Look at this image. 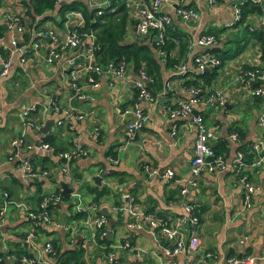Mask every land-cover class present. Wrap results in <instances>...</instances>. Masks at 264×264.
Returning <instances> with one entry per match:
<instances>
[{"label": "crops", "instance_id": "crops-1", "mask_svg": "<svg viewBox=\"0 0 264 264\" xmlns=\"http://www.w3.org/2000/svg\"><path fill=\"white\" fill-rule=\"evenodd\" d=\"M95 3V0H85ZM144 2L148 0H142ZM256 0H169L162 6V10L171 17L177 32L184 35L190 42L189 56L204 51L206 47L195 44L194 40L200 34L216 32L223 42L224 50L236 45H244L243 51L235 58L228 60L220 67L211 82L210 90L224 95L225 107L216 108L207 103L195 105L192 115L200 114L207 127L214 134L212 144H226L222 150L229 163L235 157L237 144L229 138L231 129L238 128L243 136L240 143H249L257 150L255 160L261 158L259 166H248V179L260 186L255 192L248 207L243 204V185L231 171L208 172L204 170L196 179V186L190 187L187 203L200 209L199 223L195 234L200 239V246L193 253V264H224L230 256H252L251 264H264V124L260 122L264 114V102L253 97V84L248 87L237 73L241 64L260 65L264 68L259 43L251 38L244 28L255 31L257 27L264 26V0L261 6L263 14L245 11L243 6ZM195 9L199 17L193 23H184L176 14L178 6ZM0 25L2 36L0 45H8L10 41L22 42L24 37L14 27L7 25V15L22 13L25 18L26 9L22 0H1ZM245 12L243 20L234 23L236 10ZM5 12V13H4ZM130 22L127 38L136 37L137 11L130 5ZM8 13V14H6ZM28 20V18H27ZM72 23L78 22L71 17ZM46 26L54 29L61 38L66 35L65 24L45 21ZM5 26V28H4ZM44 50L34 51L30 54L26 71L19 67L17 57L12 59V68L9 76L0 80V207L7 196V206L0 222V255L6 260L10 252L28 251L35 261L22 264H41L43 259L42 247L52 238L60 239L62 248H69L66 242H72V247L78 245L85 249L83 258L86 264H182L184 255L169 257L162 251V243L158 236H153L147 230L136 231L120 240L119 246H113L115 258L107 260L102 248L96 242L98 228L94 221L99 217H108L106 222L111 235L120 237L128 217L118 216L113 212V206L119 197L133 196L141 209L145 212L161 214L165 220L175 224V219L182 213L183 197L180 190L185 181L191 178L190 160L193 155V141L196 129L189 117H170L171 108L175 106L178 98L188 100L185 86L186 77L179 69L173 71L167 68L163 71V80L170 81L172 91L168 97L163 96L155 105L141 103L143 110L148 113L149 121L139 129L134 136L126 131L131 119L130 113L125 110L130 107L134 99V89L131 81L135 77L128 72L124 77H115L106 74L99 78V84L91 87L82 83L86 99L70 100L72 94L69 69L62 61L48 63L44 59ZM6 57V56H5ZM0 53V62L5 58ZM172 58L178 57V49L172 50ZM186 57V56H185ZM183 57L179 62H183ZM185 64H180L179 68ZM186 66V65H185ZM177 72L178 74H176ZM191 78V76H188ZM187 77V78H188ZM49 95H55L63 111L72 106L84 114L82 120H65L62 126H57L56 116L47 109ZM29 107H37L38 120H42L39 128L47 119H54L50 131L55 139L53 146L67 148L71 143H79L87 150V155L77 157L76 161L68 165L52 168L51 178L43 182L42 191H52L60 187L61 183L67 185L71 191L70 200L73 199L75 207H62L58 211L59 219L64 213L67 216L74 214L76 206L81 205L88 211L81 222L83 228L78 231L73 223L67 222L65 227L74 228L73 232L62 226L51 227L41 231L35 228L26 218L27 208L34 207V197L38 193V185L21 178L17 161L12 159L11 141L22 138L24 144L18 147L21 159L30 158L39 178L42 167L53 165V156L36 150V143L40 142L43 134L24 124L22 112ZM195 112V113H194ZM176 127V134L172 129ZM251 146V147H250ZM109 152H112L109 154ZM254 154V153H253ZM48 156L50 160H44ZM117 162L111 161V159ZM54 159V158H53ZM147 164L161 172L171 169L174 173L170 179L160 175H151L142 168ZM64 168L62 171L61 169ZM112 171L120 175L113 176ZM99 176L96 183L93 177ZM122 179V181H119ZM102 184L107 186L111 193L105 198L101 206L95 210L89 209L91 196L84 192L83 185ZM82 186V188H81ZM68 193V192H67ZM117 195L116 199L114 195ZM106 208L107 215L100 213ZM196 213H199L198 211ZM122 221L119 224V221ZM59 224V221H58ZM123 226V227H122ZM177 229L188 239L191 231L189 226L176 225ZM87 232L84 233V230ZM127 229V228H126ZM33 237L24 241L29 233ZM167 240V246L170 245ZM240 241H244L240 243ZM113 245V244H112ZM111 245V246H112ZM70 246V244H69ZM134 253V254H133ZM210 256L206 257L205 254ZM136 254L139 256L135 257ZM123 258L124 261L116 259Z\"/></svg>", "mask_w": 264, "mask_h": 264}, {"label": "built area", "instance_id": "built-area-1", "mask_svg": "<svg viewBox=\"0 0 264 264\" xmlns=\"http://www.w3.org/2000/svg\"><path fill=\"white\" fill-rule=\"evenodd\" d=\"M67 0H56V3H61ZM95 3H90V6L98 7L97 14L100 15L103 13V7L111 5L108 0H95ZM169 0H148L146 2L142 0H127L128 5L133 4L136 8L138 18L136 19V35L137 37H145L149 34L150 31H156V41L162 40L164 33L172 24V19L167 15L163 10L162 6L168 3ZM257 4H260L262 0H256ZM0 11L3 12L0 0ZM5 13V12H4ZM8 14V13H6ZM176 14L178 17L186 24L195 22L199 14L198 12L191 8L185 6H178L176 8ZM7 25L10 28H13L20 34L28 33L31 36H40L41 39L32 41V42H20L17 40H12L8 45L3 47L7 50L6 57L0 62V80L6 79L12 68V59L17 57L19 67L26 71L27 63L29 56L34 51L44 50V59L48 63H53L55 61H62L69 69L70 82L72 94L70 100H82L86 99L87 95L83 91L82 83H86L91 87H96L99 84L98 79L104 78L105 75L111 74L115 77H124L127 71V66L124 61H121L118 65L108 62L106 65H101L98 63V57L95 54V35L91 32H80L78 28L83 23V15L80 11H70L67 12L65 17L66 19L62 24H65L66 35L63 38L52 28L44 25L45 22L37 27H34L36 21H27L26 17L22 16V13H17L15 15H7ZM22 17V18H21ZM71 17L76 18L78 22L70 21ZM23 19L25 23L32 24L33 28L30 31H26L24 25L19 24V20ZM36 18L35 20H37ZM241 11L240 9L236 10V16L234 23L240 21ZM195 44L202 47H209L217 43L215 35L212 34H200L195 40ZM197 70H205L210 67H214L219 63V60L210 54H201L195 57L194 60ZM181 73L186 71V66L182 65L178 68ZM178 71V70H177ZM135 75L134 78L129 79L131 81L132 88L137 90V97L135 102H132L129 108L125 110V113H130L131 119L126 126V131L130 136H134L136 132L143 128L149 121V115L146 113L141 103H147L148 105H155L159 102L160 99H163V96L166 93L172 91V85L170 81L166 80L163 89L160 92L154 93L150 89V83L152 79L146 73L144 67L140 69ZM248 78H242L246 85L250 87L252 84L258 83V86H255L252 90V95L260 98L264 102V85L260 84L264 82V74L255 71V73L248 72L244 75ZM239 77H242L239 75ZM214 92V91H213ZM197 91L194 88L189 90L188 100L178 98L175 101V106L171 108L170 117H189L191 119V124L196 129V135L193 141V155L190 160V171L191 178L185 181V185L181 188L180 193L183 197V210L182 213L175 219V224H172L170 221H166L164 224H161L155 217L153 213H147L143 211L140 205L136 202L135 198L130 195L123 196L124 202L119 205L113 206V212L118 216L128 217L125 226L129 231H140L147 230L153 236H164L166 237L170 245H161L162 251L165 255L169 257H175L179 254L184 255V260L182 264H193V253L196 252L200 246V239L196 236L195 230L199 223V219L196 216L195 212L198 211V208L192 204L187 203V195L190 187L196 186L197 177L204 171L208 172H224L231 171L235 176L240 172L241 168L244 167V158L241 152H236L234 159L231 163L227 161V158L224 154L216 153L212 145V139L214 134L209 127L205 124L203 117L200 114L192 115L193 107L195 105H201L207 103L213 107L220 108L226 105L224 95L220 92H214L207 99H198L196 95ZM47 109L53 111L56 119V125L61 126L63 121L59 118L58 113L62 117L68 119L82 120L84 114L76 111L74 107L70 106L63 111L58 101H55L52 95L48 96L47 100ZM37 109V107H29L22 112L23 122L29 127H33V123L29 120V114ZM260 122L264 124V114L262 115ZM176 127L172 129L171 134H176ZM229 138L236 142L238 137L237 134L231 133ZM23 139L17 138L11 141L12 151L14 147L23 145ZM74 148L71 151H77V157L87 155V150L84 147H81L79 143L74 144ZM36 150L44 153H50L51 148L47 143L36 145ZM11 151V154H12ZM64 157L69 159L70 155L68 153L63 154ZM20 159L21 163L18 165L20 168L21 178L26 180H31L34 176L32 171V166L30 163L21 159L16 151L15 154H12V159ZM14 159V160H15ZM113 162H117L115 159H111ZM261 158L256 160L251 164V166H259ZM142 168L145 172L151 175H160L163 178L170 179L173 177L174 173L171 169H167L164 172L159 171L156 168H152L147 164H143ZM62 171L64 168L61 169ZM44 172L43 176H45ZM239 181L243 185V204L248 207L252 200V197L255 192L260 190V186L252 183L246 175L239 177ZM52 192H49V196H52ZM57 198V197H53ZM52 198V199H53ZM7 206L5 201L0 210V222L3 219V215ZM45 202L41 204V208H44ZM97 206L89 205V209L95 210ZM77 211H81V205L76 206ZM27 220H31L36 226L37 223L46 225L47 227H58V222L53 220L52 216L48 213V210H41L39 212H33L26 209L25 212ZM105 217H99L94 221V225L99 228L106 223ZM188 225L191 234L188 239L185 238L184 234L181 233L176 225ZM161 226L160 230L156 231L155 228ZM67 230L73 232L74 228L67 227ZM33 237L32 232L27 235L24 241H29ZM244 241H240L243 243ZM41 253L43 254V259H41V264H58L53 256L52 245L50 239L46 241L42 247ZM138 257L139 254H136L135 257ZM206 257H209L210 254L206 253ZM114 260L112 257L109 258V261ZM254 258L252 256H243L236 257L230 256L226 259L224 264H251ZM14 256L9 254L6 256V260L0 257V264H13ZM22 261L26 263H32L34 259L22 258ZM175 264V263H169Z\"/></svg>", "mask_w": 264, "mask_h": 264}, {"label": "trees", "instance_id": "trees-1", "mask_svg": "<svg viewBox=\"0 0 264 264\" xmlns=\"http://www.w3.org/2000/svg\"><path fill=\"white\" fill-rule=\"evenodd\" d=\"M111 5H108L106 7H103L102 11L103 13L98 15V7L90 6L89 3H87L85 0H67L63 1L61 3H56V0H22L23 5L26 9V13L24 15L26 16L27 21H36V24L34 27H37L38 25L43 24L45 21H52L54 23H60L62 24L63 21L66 19L65 15L67 12L78 10L83 15V23L78 28L80 32H91L95 35V54L98 57V63L101 65H106L108 62H112L116 65H118L121 61H124L127 66L128 72H134L135 74L144 67L146 73L150 76L152 79V82L150 83V89L154 92H160L163 89V85L165 81L163 80V71L167 68H171L173 71H177L180 64L186 65V71L182 74L186 79L183 82V85L185 86L186 93L189 95V90L191 88H194L197 93L196 97L200 100L207 99L211 94L214 92L210 90L211 82L216 76L217 70L224 65L228 60H231L235 58L237 55H239L243 49L244 45H239L238 42L236 45L228 47L226 50H224L223 42L221 39L218 38V34L216 32L209 33L206 32L205 34H212L215 35L217 39V43L206 47L204 51L197 52L196 55L189 56V44H191V41L189 42L183 34L175 31L176 26L174 22L172 21V24L167 27L166 32L164 33V36L162 40H159V42L156 41V31H150L148 35L145 37H134L133 39L127 38L128 33V25L130 22V12L129 8L130 6L127 3V0H108ZM255 5L254 2H248L246 3L243 8H245V11L249 12H255V9H253V6ZM245 12L241 11V19L238 21L239 23L243 20ZM22 18V17H21ZM19 20V24L24 25L26 27V31H30L33 28L32 24H27L23 19ZM38 18L37 20H35ZM236 22V23H238ZM244 28H246L247 33L251 38H255L256 41L259 43V50L261 58L264 60V26H259L255 31H250L249 26L246 25ZM2 26L0 25V38L2 36ZM23 43L24 42H32L38 39H41L40 36H31V34H25L23 35ZM198 37V36H197ZM196 37V38H197ZM178 49V57L172 58L171 52L172 50ZM0 53L5 57L7 54V50L0 45ZM201 54H210L215 56L219 63L215 65L214 67L207 68L205 70H197L196 64L194 62L195 57ZM186 56V57H185ZM185 57L186 59L182 62H179L181 58ZM255 71H258L259 73L264 74V68L260 65H245L241 64L238 74L242 76L241 78H248L244 75L248 72L255 73ZM178 74L177 72H175ZM188 76H191L189 78ZM188 77V78H187ZM260 84L264 85V82H261ZM169 93H166L164 96L167 98ZM53 99L55 101H58L55 95H52ZM137 97V90H134V99L132 102H135ZM255 97V96H253ZM258 98V97H255ZM260 99V98H258ZM261 100V99H260ZM225 107V106H224ZM39 108L33 110L28 118L33 123L34 129H39V124H42V120L40 119L38 124L37 120L39 119L38 116ZM59 118L64 122L65 120L70 121V118L66 119L62 117L61 113L58 115ZM63 125V124H62ZM61 125V126H62ZM237 134V141L235 142L237 144L236 152H241L243 154L244 158V167L241 168L240 172L236 175V177L239 179V177L243 175H248V171L246 168L248 166H251L253 162H255V152L257 151L252 146L251 152L250 148H248L249 143H240V139L243 136L242 131H240L238 128L231 129V133ZM55 137L51 133H47L42 136L40 144L47 143L50 148L51 152L50 154L53 156L52 161L53 165L51 167H42L39 170L40 177H36V169L33 166L32 160L30 158H25L30 165L32 166L33 171V178L30 180L31 183L35 181V183L38 185V193L34 197V207L29 208V210H32L33 212H39L41 210H48V213L52 216L53 220L59 221V214L58 211L62 209V207H69L74 208L75 202H73V199L70 200L71 195L69 193H66L65 195L61 194L60 187L56 188L52 191H42L43 182L52 176V168L68 165L70 163H73L77 159L76 152L77 151H71L74 148V143H71L67 148H60L58 146H53V141ZM234 142V141H233ZM213 145V144H212ZM22 146V145H21ZM19 147V146H18ZM18 147H14L12 154H15L16 151L18 152ZM81 147H84L81 145ZM251 147V146H250ZM214 150L216 153L221 154L222 150L226 148L225 142L220 144H214L213 145ZM64 153H68L70 156L69 159L67 157H64ZM112 152H109V154ZM44 160H50L48 156H43ZM15 159V158H14ZM17 161V164L19 165L21 163L20 159H15ZM44 172H46L45 176H43ZM113 176L120 175L116 171H112L110 173ZM33 181V182H32ZM119 181H122V179H119ZM82 188V186H81ZM84 192L87 195L91 196V205H97L101 206L105 198H107L111 190L102 184H96L94 186L92 185H83ZM49 192H52V196H49ZM3 203L7 200V196ZM57 197V198H53ZM115 199L117 195H114ZM53 198V199H52ZM118 198V197H117ZM45 202L44 208H41V204ZM123 198L119 197L118 201L114 203L115 205H119L123 203ZM2 206L0 207L1 210ZM198 208V212L196 213V216L198 219L200 218V209ZM88 211L81 210V211H74V214H71L67 216V219L64 223V228L67 224L73 223L76 226V229L80 231L83 228V225L81 224L83 219L87 216ZM147 213H153L156 217V219L161 223L164 224L167 220L163 218L161 214L155 213V212H149ZM106 221H110V215L108 217H105ZM36 229L39 228L41 231L43 230H50L51 227H47L46 225L37 223L36 226L34 225L31 220H28ZM119 224L122 223L120 220L118 222ZM108 224V223H107ZM102 225L99 227L97 235H96V242L98 245L104 247L102 248L104 256H107V260L109 258H115L114 251H113V245L111 243V240L107 239L104 233L108 229V225ZM161 226H158L155 228L156 231L160 230ZM131 233H136L134 231H130ZM160 241L163 245H167V240L164 238V236H160ZM73 240V238H71ZM68 243L69 248H65L64 246L62 248V242L60 239L52 238L50 240V243L52 245L53 250V256L55 260L58 262V264H86L85 260L83 258V254L85 249L78 245L80 242L78 241L76 247H72V242ZM70 244V246H69ZM112 245V246H111ZM9 254H12L14 256L13 264H22V258H28L32 259L28 254V251H18V252H10ZM134 254V253H133ZM3 255H0V257ZM120 261L123 262V258L116 259V263Z\"/></svg>", "mask_w": 264, "mask_h": 264}, {"label": "water", "instance_id": "water-1", "mask_svg": "<svg viewBox=\"0 0 264 264\" xmlns=\"http://www.w3.org/2000/svg\"><path fill=\"white\" fill-rule=\"evenodd\" d=\"M253 9H255L259 14H263V11H262L260 5L255 4V5L253 6ZM4 28H5V26H4ZM254 86H258V83H255ZM194 113H195V112H194ZM52 125H54V119H47V120L45 121L44 125H43L42 127L39 128L40 133H42L43 135L47 134V133L50 131ZM38 144H39V142L36 143V145H38ZM93 180H94L96 183H99V182H100V177H99V176H95V177H93ZM70 191H71V189H69V188L67 187L66 184L61 183V194H62V195H65L67 192L69 193ZM100 213L103 214V215H107V210H106V208H102V209L100 210ZM64 219H65V214L63 213V214L60 216V219H59V225H60V226L63 225V223H64ZM110 235H111V231L108 230V231H107V238H109ZM114 263H115V261H112L110 264H114Z\"/></svg>", "mask_w": 264, "mask_h": 264}, {"label": "rangeland", "instance_id": "rangeland-1", "mask_svg": "<svg viewBox=\"0 0 264 264\" xmlns=\"http://www.w3.org/2000/svg\"><path fill=\"white\" fill-rule=\"evenodd\" d=\"M123 227V226H122ZM87 232V229L86 230H84V233H86ZM132 233L128 230V229H126L125 227H123V230H122V232L120 233V237H117L116 235L115 236H113V238H112V244H113V246H114V248H115V245L116 246H119V244H120V240L121 239H123V238H125V237H127V236H129V235H131Z\"/></svg>", "mask_w": 264, "mask_h": 264}]
</instances>
